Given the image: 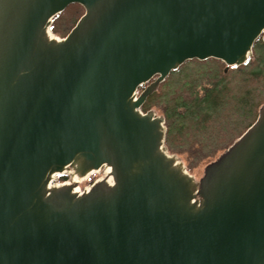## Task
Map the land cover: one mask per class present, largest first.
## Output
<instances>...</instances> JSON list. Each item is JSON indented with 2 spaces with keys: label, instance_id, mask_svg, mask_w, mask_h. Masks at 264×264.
Instances as JSON below:
<instances>
[{
  "label": "water",
  "instance_id": "1",
  "mask_svg": "<svg viewBox=\"0 0 264 264\" xmlns=\"http://www.w3.org/2000/svg\"><path fill=\"white\" fill-rule=\"evenodd\" d=\"M259 38L264 0H0V264H264V106L199 180L142 111L186 62L240 67Z\"/></svg>",
  "mask_w": 264,
  "mask_h": 264
},
{
  "label": "trees",
  "instance_id": "2",
  "mask_svg": "<svg viewBox=\"0 0 264 264\" xmlns=\"http://www.w3.org/2000/svg\"><path fill=\"white\" fill-rule=\"evenodd\" d=\"M84 13L80 5L69 6L53 19L52 33L66 37ZM155 106L166 120L170 153L189 149L197 162L213 161L256 122L264 106L263 39L255 42L252 58L240 67L216 59L186 62L147 99L142 111ZM188 171L192 174V162Z\"/></svg>",
  "mask_w": 264,
  "mask_h": 264
},
{
  "label": "rangeland",
  "instance_id": "3",
  "mask_svg": "<svg viewBox=\"0 0 264 264\" xmlns=\"http://www.w3.org/2000/svg\"><path fill=\"white\" fill-rule=\"evenodd\" d=\"M55 35V34H54ZM57 37H62V36H58V35H55ZM152 110L156 111V113L159 115V116H164L161 112V109L158 107V106H155ZM181 154H176L179 159L184 163V165L188 168L189 164H191V162L193 163V172H192V175H194L196 177L197 180H199L203 174H204V169L206 167V165L208 163H210V161H208V159L206 160H202V161H199L197 162L195 160V158H192V155L190 154L189 152V149H182L180 150ZM221 154V153H220ZM219 154V155H220ZM218 155V156H219ZM217 156V157H218ZM216 157V158H217ZM215 160V159H214ZM105 175V173H103L102 177ZM98 177H101V175H95L93 178H91L90 180H88L87 182L85 181H82L80 182L78 185H77V188H80L81 190H86L90 185L91 183L94 181V180H97ZM67 178H69L67 176ZM69 181V179H65V182ZM55 183H59V182H62L60 180V176H57L56 179L54 180Z\"/></svg>",
  "mask_w": 264,
  "mask_h": 264
},
{
  "label": "bare ground",
  "instance_id": "4",
  "mask_svg": "<svg viewBox=\"0 0 264 264\" xmlns=\"http://www.w3.org/2000/svg\"><path fill=\"white\" fill-rule=\"evenodd\" d=\"M108 172V171H107ZM107 172H105V174L107 173ZM103 173H104V171L103 170H101V171H98V172H94V173H91L88 177H86L85 179H82V180H76L75 182H77L78 184L80 183V182H82V181H87L89 178H91L92 176H95V175H101V177H98V180H102V178H104L105 177V175L102 177V175H103ZM66 175L68 174H70L69 172H66L65 173ZM108 174V173H107ZM110 182H112V179H110ZM90 189V187L87 189V190H89ZM77 192H81V190L79 189Z\"/></svg>",
  "mask_w": 264,
  "mask_h": 264
},
{
  "label": "flooded vegetation",
  "instance_id": "5",
  "mask_svg": "<svg viewBox=\"0 0 264 264\" xmlns=\"http://www.w3.org/2000/svg\"><path fill=\"white\" fill-rule=\"evenodd\" d=\"M70 179V178H69Z\"/></svg>",
  "mask_w": 264,
  "mask_h": 264
}]
</instances>
